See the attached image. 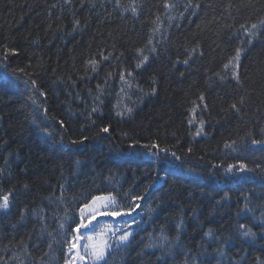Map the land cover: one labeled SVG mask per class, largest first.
I'll return each instance as SVG.
<instances>
[{
  "label": "trees",
  "instance_id": "obj_1",
  "mask_svg": "<svg viewBox=\"0 0 264 264\" xmlns=\"http://www.w3.org/2000/svg\"><path fill=\"white\" fill-rule=\"evenodd\" d=\"M261 21L264 0H0V264H65L109 194L139 207L81 229L132 233L108 264H264Z\"/></svg>",
  "mask_w": 264,
  "mask_h": 264
},
{
  "label": "snow or ice",
  "instance_id": "obj_2",
  "mask_svg": "<svg viewBox=\"0 0 264 264\" xmlns=\"http://www.w3.org/2000/svg\"><path fill=\"white\" fill-rule=\"evenodd\" d=\"M65 2L70 3L71 0H65ZM176 5L174 4H168L166 7L168 8H174ZM186 7H193L192 4H188ZM195 7H199V5H195ZM132 12L135 14L136 8H132ZM78 23V22H77ZM262 25H264V21L260 22ZM243 27V26H242ZM257 24H252L251 29H257ZM251 29H247L246 31L249 32L250 36H254L255 33L251 31ZM151 42V41H150ZM152 51H155V48L151 49ZM240 50L238 49L236 52L235 57H233V61L230 63L233 64V68L238 66V61L240 57ZM142 60L147 61L148 57L144 56L142 51ZM6 58V56H5ZM90 63L93 64L95 67V61H91ZM184 63H187V61H184ZM138 67L140 66L139 64L137 65ZM6 67V65H5ZM228 65H225V68H227ZM23 71V70H21ZM124 79V76L121 75V80ZM236 79L238 80L239 77L238 75L236 76ZM33 85H35V81L31 82ZM153 92H155V89H153ZM201 100H203V96L200 97ZM243 98H241L240 103L243 104ZM206 107V105H205ZM231 108L234 109L235 111L239 112V108L235 103L231 105ZM93 111H96V109H93ZM127 111L130 113L132 111L131 108L127 109ZM61 125H63V122H60ZM189 123L191 124L192 121L189 120ZM203 121H200V130L196 132V135H200L201 131L203 129ZM109 127H103L100 129L101 132L108 133L109 132ZM262 132H264V129H262ZM84 139H87L85 137ZM233 144L235 141L232 142ZM253 144H260L264 145V140L257 141V140H252ZM153 147H158V145H153ZM225 147H231V145H225ZM164 151H167V149H164ZM191 151V149H189ZM174 157H176V153H172ZM179 159V157H176ZM233 169H237L239 172L242 173H248V172H253L254 169L249 168L247 164L240 163L238 166L237 165H229L228 168L226 169V172L232 173ZM9 194L3 195L0 197V211H6L9 208ZM137 200L141 199V197H136ZM139 207L138 204H133L131 208H129L127 211H124L122 206L118 204L117 199L114 195L109 194L107 196L100 195V196H93L91 197V201L88 203H85L83 207L79 209L80 213V218H79V223L76 225V228L73 230V235L71 236V240L68 242L69 246L67 248V252L69 253V258L65 260V264H74L76 261H83L87 257L88 260L90 261V264H108L107 257L110 255V250L115 246V247H120L123 245H126L129 242V238L131 237L132 233L131 232H123L120 235H117L121 231L120 228L112 229L111 227L107 228L106 230H101V232L96 233L95 236L92 234L89 235H80L81 229L89 230V226L92 224V221L96 218V216L101 215V214H108L112 216H118L121 214L124 215H131L132 211L135 210V208ZM252 209L249 208V201L248 197H245V203H244V208L241 209V212H251ZM241 212H238L237 215L239 216ZM262 221H264V213L261 214ZM182 224V222H181ZM63 227V224L61 225ZM95 228V225L92 226ZM238 228L242 230L240 234L243 237L246 238H255L256 233H254L250 228H248L246 225H239ZM209 237H212L213 233L212 230L210 229L208 233L206 234ZM80 240H85L86 242L83 244V254H81V251L78 249V244ZM161 240L163 243H168V238L166 236L161 235ZM179 242V236L176 237V243ZM150 247H155L156 245H149ZM163 247V244L160 245ZM51 247V245H49ZM74 249H77L75 252H73ZM219 252V250H217ZM220 255H223V253H220ZM185 264H187V261H185ZM195 264V261H194Z\"/></svg>",
  "mask_w": 264,
  "mask_h": 264
},
{
  "label": "rangeland",
  "instance_id": "obj_3",
  "mask_svg": "<svg viewBox=\"0 0 264 264\" xmlns=\"http://www.w3.org/2000/svg\"><path fill=\"white\" fill-rule=\"evenodd\" d=\"M101 215H99V217H100Z\"/></svg>",
  "mask_w": 264,
  "mask_h": 264
}]
</instances>
